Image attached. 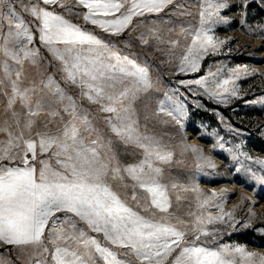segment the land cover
I'll use <instances>...</instances> for the list:
<instances>
[{
	"label": "snow or ice",
	"instance_id": "snow-or-ice-1",
	"mask_svg": "<svg viewBox=\"0 0 264 264\" xmlns=\"http://www.w3.org/2000/svg\"><path fill=\"white\" fill-rule=\"evenodd\" d=\"M62 2L36 0L25 5L22 0H0V91L11 90L10 95L5 92L8 108L19 101L28 117L23 128L29 130L34 123L31 118L41 112L55 117L62 111L70 117L66 121L61 119L62 128L57 135L37 132L38 141L24 137L20 114L15 111L12 116L20 134L0 128L8 133L7 140L0 141V161H8L7 165L0 163V242L41 249V255L48 253L50 264H130L118 259L101 241V236L107 244L123 249L122 255L134 257L137 264H163L169 256H172L170 264H236L235 254H239L243 264H264V257L257 258L243 247L232 250L221 246L213 250L198 245L195 241L210 235L203 228L194 227V240L186 243L185 232L163 220L156 222L140 215L114 190L110 180H130L134 201L144 200L160 212L168 210L167 185L160 180L157 162L169 161L171 153L155 137L139 132L134 110L140 94L151 87L149 70L132 57L121 55L108 42L40 6ZM18 3L22 12L36 22L39 40L58 63L64 84L78 89L82 99L107 114L104 117L107 132L125 146L139 149L142 158L138 162L121 166L111 138L93 124L89 114L54 77L47 76L39 83L33 79L30 86H25L29 79L25 64L38 65L45 57L31 46L34 32L17 10ZM75 3L86 10L83 15L86 22L116 36L134 16L158 13L171 0H75ZM224 7L222 2L213 4L209 0L207 8L202 9L199 27L190 33L191 43L181 57L180 72L198 70L203 56L222 43L210 33L212 25L222 20L219 12ZM152 38L164 42L155 33ZM141 39L144 44L149 43L148 38ZM210 75L216 77V73ZM230 82L226 78L179 83L198 85L210 99H217L221 98L220 92L214 89L236 95L235 89L226 87ZM158 104L159 113L181 122L185 114L182 103L165 93V100ZM235 147L238 150L241 146ZM38 152L49 154L48 160H40L39 170L29 160L30 154L35 161ZM239 155L264 169V160L253 161L243 152ZM17 159L23 167L10 166ZM198 159H203L202 155ZM246 170L256 177L251 166ZM260 182L264 183V177ZM172 187L177 185L173 183ZM59 213L66 215L59 217ZM221 213L219 217H209L208 223L232 215L222 210ZM202 223L198 218L197 224ZM46 242L53 248L49 249Z\"/></svg>",
	"mask_w": 264,
	"mask_h": 264
},
{
	"label": "rangeland",
	"instance_id": "rangeland-1",
	"mask_svg": "<svg viewBox=\"0 0 264 264\" xmlns=\"http://www.w3.org/2000/svg\"><path fill=\"white\" fill-rule=\"evenodd\" d=\"M22 2L31 5L36 0ZM211 2L226 5L219 12L222 20L212 25L213 31L210 33L215 41L222 43H217L214 52L209 50L203 56L198 70L187 74L179 71L181 57L191 43L190 33L199 27L200 13L207 8L209 0H171L158 13L134 16L128 27L116 36L86 22L83 19L86 10L76 4L75 0L40 6L108 42L121 55L132 57L149 70L151 87L140 94L134 110L139 132L155 137L171 153L169 161L157 162L161 169L160 180L167 185L168 210L160 212L150 204L146 205L144 200L134 201L130 180H110L114 190L140 215L156 222L163 220L185 232L186 243L193 242L194 227L203 228L210 235L201 236L199 241H195L198 245L213 250H218L221 246L232 250L243 247L246 252L254 253L260 258L264 257V183L260 182V178L264 177V169L251 164L239 153L247 154L253 161L264 160V155L255 151L256 145L264 143V0ZM17 10L21 11L22 17L34 32L31 46L45 57L38 65L25 64L24 71L29 78L25 81V86H30L33 79L39 83L47 76L54 77L89 114L93 124L111 138L121 166L138 162L142 158L139 149L125 146L107 132L104 123L107 114L82 99L78 89L64 84L62 74L57 70L58 63L39 40V33L35 30L36 22L30 15L22 12L19 3ZM153 33L162 37L164 42L153 39ZM141 37L148 38L149 43L144 44ZM170 41H175V46ZM211 73H216V77H212ZM226 78L231 81L226 87L235 89L236 95L214 89L220 92L221 98L217 99H210L198 85L179 83L196 79L211 82L213 79ZM5 92L10 95V88L0 91V128H8L14 135L20 133L12 116L13 111L20 114L24 137L37 141V132L57 135L62 128L61 119L66 121L70 118L62 111L61 115L55 117L41 112L31 118L34 123L30 130L23 128L28 119L26 110L19 101L9 109ZM165 93L184 105L185 114L180 123L158 112V101L165 100ZM38 95L33 97L34 101ZM7 138L8 133L0 131V141ZM237 144L241 146L238 150L235 147ZM191 149H197V152ZM201 155L203 159H198ZM234 156H238V159H233ZM48 159V153L38 152L37 159L32 161L29 154V160L37 170L41 167L40 160ZM51 162L54 165V160ZM0 163L7 165L8 161ZM12 165L23 164L17 159ZM248 166L256 172V177L246 170ZM173 183L177 185L176 188L172 187ZM202 185L206 189H202ZM219 185L223 186L218 190L210 189L211 186ZM213 193L216 195L213 196ZM221 210L225 214L231 213V217L225 215L223 221L214 219L209 224V217H219ZM57 215L63 217L66 214ZM198 218L203 221L202 224H197ZM90 235L97 236L95 233ZM99 238L117 254L118 259L137 264L134 257L121 254L123 249L107 244L102 236ZM46 246L53 248L47 242ZM41 252V249L16 247L0 242V264H50L48 253L41 255ZM171 260L172 256H169L163 264H170ZM235 261L236 264H243L239 254H235Z\"/></svg>",
	"mask_w": 264,
	"mask_h": 264
},
{
	"label": "trees",
	"instance_id": "trees-1",
	"mask_svg": "<svg viewBox=\"0 0 264 264\" xmlns=\"http://www.w3.org/2000/svg\"><path fill=\"white\" fill-rule=\"evenodd\" d=\"M255 151L261 153L264 155V143L258 144L255 146ZM5 249H7L6 247H4Z\"/></svg>",
	"mask_w": 264,
	"mask_h": 264
},
{
	"label": "bare ground",
	"instance_id": "bare-ground-1",
	"mask_svg": "<svg viewBox=\"0 0 264 264\" xmlns=\"http://www.w3.org/2000/svg\"><path fill=\"white\" fill-rule=\"evenodd\" d=\"M262 54L264 55V53H262ZM189 143H192V142L190 141ZM221 186H223V185H221ZM221 186L220 185L219 186H211L210 189L211 190H218ZM201 188L206 189V186L202 185Z\"/></svg>",
	"mask_w": 264,
	"mask_h": 264
},
{
	"label": "crops",
	"instance_id": "crops-1",
	"mask_svg": "<svg viewBox=\"0 0 264 264\" xmlns=\"http://www.w3.org/2000/svg\"><path fill=\"white\" fill-rule=\"evenodd\" d=\"M11 166H17V165H11ZM18 166H21V167H23V165H18ZM1 243H3V242H1Z\"/></svg>",
	"mask_w": 264,
	"mask_h": 264
}]
</instances>
